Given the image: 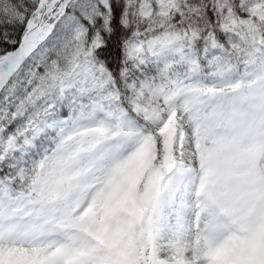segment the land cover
I'll use <instances>...</instances> for the list:
<instances>
[{"label": "snow or ice", "instance_id": "6c2138e0", "mask_svg": "<svg viewBox=\"0 0 264 264\" xmlns=\"http://www.w3.org/2000/svg\"><path fill=\"white\" fill-rule=\"evenodd\" d=\"M0 264H264V0H0Z\"/></svg>", "mask_w": 264, "mask_h": 264}]
</instances>
